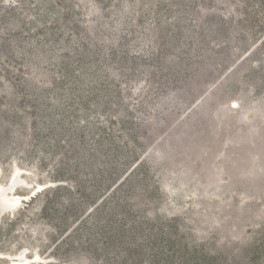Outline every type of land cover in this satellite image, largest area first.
<instances>
[{"label": "rangeland", "instance_id": "obj_1", "mask_svg": "<svg viewBox=\"0 0 264 264\" xmlns=\"http://www.w3.org/2000/svg\"><path fill=\"white\" fill-rule=\"evenodd\" d=\"M13 167L1 255L264 264V0H0Z\"/></svg>", "mask_w": 264, "mask_h": 264}, {"label": "bare ground", "instance_id": "obj_2", "mask_svg": "<svg viewBox=\"0 0 264 264\" xmlns=\"http://www.w3.org/2000/svg\"><path fill=\"white\" fill-rule=\"evenodd\" d=\"M21 173L22 170L18 169L17 167H13L8 175V178L6 180L5 183L0 182V210L1 211H11L13 210L15 207L18 206L19 203H21L22 201H26L28 199V194L25 196H20L17 195L15 193V190L18 186H24L26 187L28 190H30V192L35 191V193L33 194V196L40 191L41 189H43L44 187H46L47 185H31L28 184V182L23 181V179L21 178ZM10 181L11 184H7V182ZM9 182V183H10ZM7 185V186H6ZM14 186V190L12 192H6L7 188H10ZM29 192V194H30ZM31 196V197H33ZM29 197V198H31ZM24 255V256H22ZM0 257H3L4 259H6V263L5 264H25L27 261L31 260V261H35L36 258H31V259H27L25 256V253L23 254L22 252H19L17 254L14 255H1Z\"/></svg>", "mask_w": 264, "mask_h": 264}, {"label": "water", "instance_id": "obj_3", "mask_svg": "<svg viewBox=\"0 0 264 264\" xmlns=\"http://www.w3.org/2000/svg\"><path fill=\"white\" fill-rule=\"evenodd\" d=\"M9 182L10 181H8L7 184H11V182L10 183ZM14 188H15L14 186H12L10 188H7L6 192H12L14 190ZM0 193H1V190H0ZM34 193H35V191L30 192V194H28V198L31 197V196H33ZM24 202H26V201H24ZM24 202H23V204H24ZM22 253L24 254V251ZM22 256H24V255H22Z\"/></svg>", "mask_w": 264, "mask_h": 264}]
</instances>
